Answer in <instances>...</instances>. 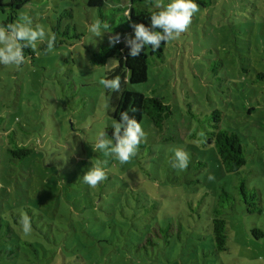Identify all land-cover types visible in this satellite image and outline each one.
I'll return each instance as SVG.
<instances>
[{
    "label": "rangeland",
    "instance_id": "1",
    "mask_svg": "<svg viewBox=\"0 0 264 264\" xmlns=\"http://www.w3.org/2000/svg\"><path fill=\"white\" fill-rule=\"evenodd\" d=\"M88 1L37 0L22 10L20 16L53 33L60 13L72 9L81 39L54 41L51 49L47 40L37 42L34 61L26 54L19 67L0 65L2 125L32 150L22 162L13 158L0 129V264H264V236L253 232L264 234V78L258 76L264 73V0L199 6L188 29L167 42L163 58L151 61L148 80L128 85L163 98L172 115L163 130L143 118V145L125 164L92 148L98 133L117 121L99 83L116 60L97 66L91 57L117 35L111 28L100 37L89 31L99 16ZM223 9L230 22L241 25L247 17L241 26L253 33L235 38L219 18ZM6 17L0 12V24ZM105 20L111 24V14ZM124 24L131 39L134 29ZM216 109L222 127L242 136L247 163L238 173H226L215 146L204 143ZM177 149L188 153L187 168L176 166ZM97 164L106 178L90 187L83 175ZM242 178L261 190L262 212L247 211L238 192ZM223 189L235 200L221 214L228 250L217 254L212 219Z\"/></svg>",
    "mask_w": 264,
    "mask_h": 264
},
{
    "label": "trees",
    "instance_id": "2",
    "mask_svg": "<svg viewBox=\"0 0 264 264\" xmlns=\"http://www.w3.org/2000/svg\"><path fill=\"white\" fill-rule=\"evenodd\" d=\"M37 0H0V12L6 14V20L3 25L14 22L27 7H32ZM215 0H197L199 6L203 8L211 7ZM154 0H89L88 8L92 13H97L99 20L104 21L107 17L113 19L110 28L117 35L114 43H102L93 51L91 61L97 66H105L111 60H116V65L106 70L104 79L114 78L116 75L121 77V88L117 91L105 89L106 96L109 100L108 115L115 119L117 122L121 121V113L128 112L130 118H135L137 122H142L143 118L147 116L153 123L154 127L158 130H163L166 121L172 115V108L165 102L163 98L156 96H146L144 94L132 91L128 85L141 84L148 80L149 66L152 60L163 58L165 46L167 42L162 41L161 46L155 51L151 46H146L141 50V53L132 57L129 55L130 46L128 45V34L124 21H127L130 29L133 30V25L136 23H143L145 26L150 25L151 14L158 9L155 8ZM108 10V16L107 11ZM121 11V13H120ZM72 9L63 10L59 17L55 20L52 31L55 34L56 43H64L69 39H81L82 33L77 29V24L74 23V14ZM110 12V13H109ZM219 18L226 19L229 23L227 28L234 31L235 38H238V33H253V29L248 30L243 28L247 22V17H242L240 20L241 25L234 21L228 20V11L223 9L218 11ZM233 16L234 13L230 12ZM121 21L122 23H120ZM230 26V27H229ZM260 29V28H259ZM258 29V30H259ZM74 30V33H73ZM160 30V29H158ZM162 31V30H161ZM26 54L31 55L32 60L35 58V51L30 47L24 48ZM258 76L264 78V73L259 72ZM255 111L249 109V113ZM212 120L210 121L211 131L206 132L205 144H213L216 148L218 158L226 173H238L247 163V156L245 148L242 144V136L237 130L226 129L222 127L223 113L221 110H213ZM3 118L0 116V129L7 131L6 137L8 140V152L13 158L24 161L25 158L32 154V150L27 146L20 144L15 131H8L2 125ZM108 137L112 138L114 129L109 127L105 129ZM143 143L139 145L142 146ZM238 192L246 204L249 213L262 212L261 190L258 188H250L247 186L246 180L242 178L238 184ZM220 206L214 209V218L212 219L213 234L215 242V252L220 254L227 251V220L221 217L224 214L225 208L229 207L234 202L235 197L227 190L223 189L220 194ZM227 203H230L228 205ZM256 239L264 236L263 231L260 229L253 230ZM96 251L89 252L88 255L93 258L96 257ZM83 257L80 255L77 259ZM85 259V257H83Z\"/></svg>",
    "mask_w": 264,
    "mask_h": 264
},
{
    "label": "clouds",
    "instance_id": "3",
    "mask_svg": "<svg viewBox=\"0 0 264 264\" xmlns=\"http://www.w3.org/2000/svg\"><path fill=\"white\" fill-rule=\"evenodd\" d=\"M154 6L158 10L151 14L149 26L143 23L133 25L134 36L127 41L130 46L129 55L132 57L138 56L146 46H151L155 51L161 46L162 41L168 42L179 37L188 29L194 14L199 10L197 0H170L167 4L156 3ZM109 28V22L100 19L89 26V31L94 36L100 37L101 32H107ZM45 40H47L48 48L51 49L55 34L48 32L40 23L34 24L31 16L27 14L19 16L6 26L0 24V65L19 67L25 61L24 48L34 49L37 42ZM99 83L109 92L117 91L121 88V77L116 75L111 79L102 78ZM121 121L113 125L112 138L108 137L106 131L99 132L92 148L125 164L137 155L146 132L141 122L130 118L128 112L121 113ZM174 155L178 168L188 167L187 152L177 149ZM105 178V168L97 164L85 172L83 182L90 187H95ZM22 224L24 233L31 232L32 225L28 216L22 217Z\"/></svg>",
    "mask_w": 264,
    "mask_h": 264
}]
</instances>
